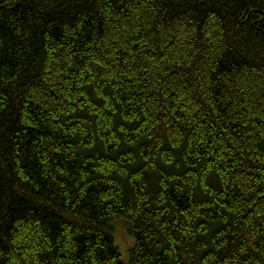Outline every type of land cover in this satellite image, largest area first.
Instances as JSON below:
<instances>
[{
    "label": "trees",
    "instance_id": "1",
    "mask_svg": "<svg viewBox=\"0 0 264 264\" xmlns=\"http://www.w3.org/2000/svg\"><path fill=\"white\" fill-rule=\"evenodd\" d=\"M264 264V0H0V264Z\"/></svg>",
    "mask_w": 264,
    "mask_h": 264
},
{
    "label": "rangeland",
    "instance_id": "2",
    "mask_svg": "<svg viewBox=\"0 0 264 264\" xmlns=\"http://www.w3.org/2000/svg\"><path fill=\"white\" fill-rule=\"evenodd\" d=\"M114 239L115 245L121 255V261L124 264H128L130 258V251L134 247V240L128 235L125 227L122 224H117L115 226Z\"/></svg>",
    "mask_w": 264,
    "mask_h": 264
}]
</instances>
